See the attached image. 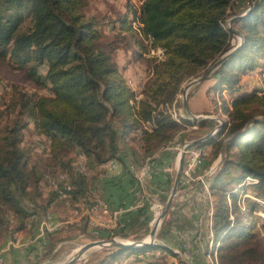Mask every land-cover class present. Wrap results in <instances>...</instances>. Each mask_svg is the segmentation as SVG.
<instances>
[{
    "label": "trees",
    "instance_id": "16d2710c",
    "mask_svg": "<svg viewBox=\"0 0 264 264\" xmlns=\"http://www.w3.org/2000/svg\"><path fill=\"white\" fill-rule=\"evenodd\" d=\"M89 1L0 0V59L11 60L36 89L15 87L0 108V251L4 240L28 225L35 229L58 206L67 216L77 203L91 206L97 193L91 186L92 172L111 161L125 164L121 142L136 141L149 159L182 133L184 125L193 123L197 129L185 117L175 119L170 108L179 101L185 82L199 78L232 49L233 34L225 22L237 0H141L134 15L139 24L136 46L140 55L160 50L162 58L149 60L151 78L138 94L114 59L117 39L128 43L127 15L105 26L113 33L120 24L118 37L110 40L98 20L87 15ZM250 8L236 25L244 45L207 79L212 82L210 92L231 95L230 105L223 101L228 121L216 135L194 146H211V159H222L219 172L209 180L212 250L218 251L219 264H264V91L243 92L240 87V72L264 63V0H249L245 10ZM31 124L46 138L54 164L63 170L44 173L30 166L24 133ZM211 124L197 123L202 128ZM72 153L78 161L84 156L85 173L75 161L65 165L64 156ZM210 165L212 161L206 167ZM61 174L67 179L58 187L69 198L52 187L42 205L41 182L50 185ZM25 200L33 208L25 206ZM81 224L84 231H92L87 217L76 222ZM167 224L172 229L175 223ZM138 227L145 233L136 240L143 241L149 223ZM114 234L129 238L124 230ZM211 241L206 252H196L199 257L208 254ZM49 242L55 250L56 244ZM170 255L179 257L169 247L116 249L89 264H176L166 263ZM193 263L198 264L196 258Z\"/></svg>",
    "mask_w": 264,
    "mask_h": 264
},
{
    "label": "rangeland",
    "instance_id": "374dc122",
    "mask_svg": "<svg viewBox=\"0 0 264 264\" xmlns=\"http://www.w3.org/2000/svg\"><path fill=\"white\" fill-rule=\"evenodd\" d=\"M141 5V0H90L89 1V6L86 9V13L89 17H94L98 20L100 29H102L104 32H106L108 35L107 38L110 40H116L115 37H118L119 35L118 31L120 29V24L117 23L116 26V31L113 33L109 32L110 28H107L105 26H108L109 23L115 22L127 15L128 23L126 25V29L130 31V33H125L126 36L128 37L127 42H121L118 40L117 44L119 45V50L115 54V61L121 68H125V79L128 81V83L135 89L139 90L140 88H143V86L149 81L151 78V74L148 70V62L149 60H152L153 58H162V52L160 50L156 51H149L145 53L144 55H140L141 52H139L140 48H137L136 46V40H138V35H139V24L138 22L134 21L136 12L139 10ZM249 6V0H237L235 1L232 10L230 11V16L225 22L226 28L229 29L230 27V21L237 16L245 14L248 10H245ZM237 25V24H236ZM236 25L234 26V29L238 30ZM239 31V30H238ZM147 44V43H146ZM241 44V39L235 35H233L232 38V50L236 49L238 46ZM147 46V45H145ZM142 50V49H141ZM149 50V47H148ZM139 52V53H137ZM138 60H135L136 57H138ZM195 80V79H194ZM240 80H241V91L243 92H253L254 90H259V92L264 91V63L263 61H259L257 67L254 69H247L243 70L240 72ZM191 81L185 82L183 85L182 92L179 94V101L174 104L170 108V113L174 116V118H179L180 120L182 118H186V113L183 107V95H184V88L190 83ZM207 83L208 85H206ZM205 84V85H204ZM212 84L211 80H205L200 84H197L193 87H191L187 91V99H188V105L189 101L192 100V104L194 103V108L198 110V113H192L196 116H202V117H209L214 120H208V122H211L213 124L205 126V127H199L197 123H194L195 126H197V129H194L193 123L191 125H184V129L182 133L177 134L173 140L169 142V144L164 148L166 150L169 149V147H172V150L170 151H163L165 152H170L172 153L171 156H173L172 159V176L174 178L173 183L169 184V187L166 191L165 196L163 198L159 197L157 193L155 192V188H153V177H154V158L150 159H144L142 161V155L139 153L138 156L135 158L134 161L138 163L132 164L130 163V173L134 175L135 179L138 180V176L140 174V169L142 165H148L152 163V170L150 174L143 176V180L141 183V187H145L146 189V197L145 198V204L146 206L143 207L141 210V216L144 217V221L149 223V228L150 232L154 228V218H155V209L160 208L162 211H164L166 203L172 193L173 187H174V182L178 174L179 166H180V160L181 157H179L180 153H183V156L186 157L189 154V147H183V144L189 143L190 145L193 142H196L198 140H201L205 136H207L209 133L213 132L215 129L218 128L221 124H225L228 121V116L223 114V101H227L228 105L231 103V95L227 91H218L215 92L212 90L211 92L208 90L209 85ZM15 87H20L23 90L26 91H35V87L31 82H29L24 74L23 71H20L18 68H16V65L9 59L2 60L0 59V108L4 109L3 103L8 101L9 96L12 95V91ZM211 87V86H210ZM201 88H206V94L205 90L202 94H199ZM199 92V93H198ZM45 93V91H44ZM196 98V99H195ZM181 104V105H180ZM181 106V107H180ZM190 108V107H189ZM178 120V119H177ZM178 120V122H180ZM224 126V125H223ZM24 146L27 148V150L30 153L31 157V164L30 166L36 165L38 166L39 170L41 172L47 173L49 170H52L54 172V168H56V172L59 170H63V166H56L53 162V156L51 154V149L49 146V143H47V140L45 137H41L37 134L36 131H34V125L31 124L30 128L25 131L24 133ZM129 142V141H128ZM170 147V149H171ZM207 148H211V146H206V147H194L193 146V153H199L200 150L203 152L207 151ZM131 149L135 150L133 145H130L128 143V148H124L126 152H132ZM213 149V148H212ZM136 152H138L136 150ZM213 152L212 151L210 157L204 161V164L202 168L198 171L199 174L205 175L207 180L206 183V192H207V199L213 201V197L211 194L210 186H209V180H211L212 177H215L216 174L219 172L221 165H222V159H216L213 160ZM132 153L130 154V156ZM182 156V155H181ZM76 153L68 154L64 156L65 165H68V162H76L75 165H78L79 171H83V173L86 172V166L85 164V159L81 158L80 156V161L76 160ZM129 157V156H128ZM62 158V156H61ZM130 158V157H129ZM179 158V159H178ZM84 159V160H83ZM130 160H132L130 158ZM212 161V165L209 167H206L208 163ZM81 163V164H80ZM111 165H117V170L119 169V165L115 161L109 162ZM183 166H184V158H183ZM62 167V168H61ZM65 167V166H64ZM68 167H65L67 169ZM212 170L213 174L208 176V173ZM216 170V171H215ZM104 172H105V167H104ZM123 172L122 167L120 166L119 172H115L114 174H121ZM235 171L232 170L231 176L235 175ZM64 175V174H61ZM60 175V176H61ZM113 175V174H112ZM52 176V175H51ZM59 176V178H60ZM64 180L63 182L67 179V176L64 175ZM138 177V178H137ZM183 177V169H182V175L181 179ZM58 178V179H59ZM57 179V180H58ZM247 182H252L251 178H247ZM51 181H56L52 178ZM181 183V180H180ZM51 185V183H50ZM46 181L41 182V198H38V201L43 205L45 200H47L50 197L52 190V186L50 187ZM180 188V186H179ZM230 187L229 189H231ZM179 192V190H178ZM178 192L174 198H177ZM203 193L202 192V202H203V215L200 217V228H196L190 233L183 232L182 235H185V239L187 242L189 239H192V244L193 241L200 235H202L204 238H207L210 236V231L208 228V215L207 211L210 207V203L208 200H205L203 198ZM242 198L244 195L241 196ZM96 199H102V197L96 193L94 194L92 198V205H86L85 207H92L93 202ZM243 200V199H242ZM173 201V203H174ZM78 204V203H77ZM75 204L74 206H76ZM24 205L27 207H32V204L28 201H24ZM173 205V204H172ZM214 205V202H213ZM84 206V205H83ZM172 208V207H171ZM61 206L56 207L53 210V216L54 221L46 220V222L43 224V217L42 220L40 221V224L38 225V232L41 235L46 236L45 238L49 242V238L51 239L52 243H55V250H51L49 248L48 242L46 243L43 242L41 244H33V240L29 239L33 234L36 232L35 229H25L22 232H19L21 236H23L22 239H17V241H14L13 238L15 239L16 235L8 240H4V243H2L3 249L0 251V264H67L70 262L77 252H79L80 248L86 244L92 243V242H98V241H109L111 239H116L120 242H125V243H130V242H141L136 239L141 238L140 236H143L145 231L143 228H137L140 229L139 233L137 236L134 238H120L119 234L116 235L114 232L117 229H104L108 230V232H98L97 231H92L90 230H85L84 227L81 225L76 226V222L79 221L83 215H77V216H72L70 213H68V216L66 215L67 212L62 210ZM68 210V209H67ZM112 210V209H111ZM135 211L129 210L128 212ZM71 212V211H70ZM171 209L167 216L164 218L163 222L161 223L160 229L158 230V235L156 239L154 240L155 244H159L161 246L168 247L169 243L167 244V241L170 240L171 244L174 245V253H176L179 257L178 259L172 257V255L166 257L167 262L171 263H176V264H181V260L186 264L188 262L191 264L192 259L193 262L195 260L194 254H192L191 251H187L186 254L187 256L184 255V251L179 249V245L185 246L186 250H190V248L187 247V245H183V243L179 242L177 243V237L179 236L178 234H175L177 229H171L169 224H167L169 221L171 222L172 217L170 216ZM163 213V212H162ZM43 216V215H42ZM88 216V215H86ZM92 220L91 222H96V214H91ZM88 218V217H87ZM91 219V218H90ZM89 220V219H88ZM54 222V224H53ZM56 223L62 224L61 226L55 225ZM42 224L45 226H42ZM79 224V223H78ZM176 224H179V222ZM181 224V223H180ZM119 225V226H118ZM123 224H121V221L117 218H112L110 221V228H119L122 229ZM44 229H50L53 231L49 233V236H47L41 228ZM123 230V229H122ZM168 230V233H166ZM37 232V233H38ZM149 232V233H150ZM197 232V233H195ZM100 233L102 236H100ZM169 233H171V236H168ZM165 234V235H164ZM262 234V238L264 240V230L260 233ZM115 235V236H114ZM150 234H145V236L142 238L143 241H146V239L149 237ZM44 236H42L44 238ZM111 238H107V237ZM118 236V237H117ZM175 236V237H174ZM139 237V238H138ZM181 236L178 237V240ZM189 237V238H188ZM202 238V237H201ZM185 240V241H186ZM206 240V239H205ZM14 243L11 244V246H8L9 244L7 242ZM13 241V242H12ZM149 241V240H147ZM207 242V241H206ZM50 243V242H49ZM186 243V242H185ZM179 244L178 246H176ZM163 246V247H164ZM211 250L207 254H202L199 257L198 260H200L203 264H219L218 261V251L216 249L212 250V247L214 246V242H212ZM31 248V249H30ZM110 250H116V248H112L110 246L105 247V246H96L89 251H87L84 255V258L80 261H78L75 264H89L93 260H100L104 256H107V252ZM202 251L206 252V246L201 249ZM159 256H161V253H157ZM158 256V255H157ZM132 260V258L130 259ZM157 261V260H155ZM152 261V262H155ZM187 261V262H186ZM150 262H147L149 264ZM125 264V263H123ZM169 264V263H168Z\"/></svg>",
    "mask_w": 264,
    "mask_h": 264
},
{
    "label": "crops",
    "instance_id": "0c3cea01",
    "mask_svg": "<svg viewBox=\"0 0 264 264\" xmlns=\"http://www.w3.org/2000/svg\"><path fill=\"white\" fill-rule=\"evenodd\" d=\"M205 84L208 85L207 83ZM210 86L211 84L209 85L208 90ZM141 90L142 88H140L139 90H135V91L139 94ZM204 90L206 94V88H201L199 91L200 93L199 92L198 93L202 94ZM192 100H194V98H192L189 101L190 110L193 113H198V110L194 108V103L192 104L191 102ZM128 143L130 145H133L135 150L131 149L132 152H126L124 148L125 147L128 148ZM170 147L168 150L164 148L163 149L165 151H170L171 150ZM120 148H121V153H122L121 156L123 160L125 161V164H122L120 162L123 172L121 174H113L110 176H105V172H104L105 165L101 166L99 169L97 168L98 169L97 173H95L96 171L92 172L93 181H92L91 186L95 188L96 192L110 206L112 211L122 212V215L120 216L121 224H123L122 229L126 232L129 238H134L139 233L140 229H137V228H139L138 226L142 224V222H144V218L141 216L142 210H135V211L128 212L131 206L134 205V202L136 200V194L140 188L137 179H135L134 175L130 173V166H131L130 163L138 165V163L134 161V157L136 158L139 153L142 155V149H141V145H139L136 141H131V140H129V142L128 140L121 142ZM163 149L159 150L153 156L154 158L153 188H155V192L161 198L165 196L166 191L169 187V184L170 183L172 184L174 180L172 176V168H171L172 159H173V156H171L172 153L170 154V152H165L163 151ZM208 149L209 148H207V150ZM136 150L138 152H136ZM131 153L132 155L130 156ZM194 154L202 155L203 151L200 150L199 153L194 152ZM128 156L132 160H130ZM144 159L145 158L142 155V159H141L142 161L140 162L142 163ZM115 162L119 165V169H120V164L117 161ZM119 169L117 170L118 172H119ZM199 186L200 184L198 182H195L187 186L183 183V178H182L178 196L175 199L172 205V208H171V212H170V216L172 217L171 222L175 223L172 229H177L175 234H178L179 236H181L179 240H178L179 236H176L177 241H178L177 243L181 242L183 243V245L185 244L187 245L188 248H190V250L189 249L186 250L185 246L177 244L176 246L179 245L180 246L179 249L184 251V253H186L187 251H191L192 253L195 252L196 254V252H199L206 245H208V242L211 241L212 239V234L207 238H204L202 235H200V237H198L199 239L193 237V239L195 240L193 241V244H192L191 243L192 239H189V241L187 242V240L185 239L186 238L185 235L184 236L182 235L183 232H186L187 234L196 228H200V222H201L200 217L203 215L204 206H203V202L201 199L202 192H199V188H200ZM117 219L119 221V218ZM176 222L177 223L179 222V224H176ZM40 228L41 230H43V232L44 231L49 232L48 229H44L42 227ZM28 229H31L30 225H28ZM122 229H119V231H121ZM37 232H38V228L36 226L35 234H33L31 238H29V239L34 238L32 239L33 244L34 243L41 244L45 241L47 243L48 240L45 238L46 236L41 235V233L39 234V232L38 233ZM171 235L172 234L169 233L168 236H171ZM42 236H44V238ZM15 237L16 238L13 239L14 241L17 239L23 238V236H21L18 233ZM10 242H7V243L9 244ZM212 242L213 241L210 242V245L212 244ZM167 244L169 245L168 246L169 248L173 250L175 249L174 245L171 244L170 240L167 241ZM195 256H196L195 258L197 260V263L202 264V262L200 263V260H198L200 258L198 254H196ZM191 264H194V263L191 262Z\"/></svg>",
    "mask_w": 264,
    "mask_h": 264
},
{
    "label": "built area",
    "instance_id": "2783aa9c",
    "mask_svg": "<svg viewBox=\"0 0 264 264\" xmlns=\"http://www.w3.org/2000/svg\"><path fill=\"white\" fill-rule=\"evenodd\" d=\"M214 132V131H213ZM183 147H189V154L184 157V166H183V183L187 186L198 182L199 184H201L204 188H203V198L205 200H207V192H206V182H207V178H206V174L202 175L199 174L198 171L202 168L204 161L207 160L211 153H212V147L209 148L207 151H205L202 155H195L193 153V145L189 144V143H185L183 144ZM172 150V147H171ZM179 159V158H178ZM218 160V159H217ZM152 170V163L148 164V165H142L141 169H140V174H139V178H138V183H139V190L136 194V200L134 202V205L131 206V210H141L143 207L146 206L145 204V198L146 197V189L145 187H141V183L143 180V176H146L148 174H150ZM79 171V169H78ZM216 171V170H215ZM82 172L83 171H79ZM115 172H117V165H111L109 162L107 164H105V176H110L112 174H114ZM211 174H213L212 170L208 173V176H210ZM58 192H62L60 188H58ZM210 203V207L207 211V215L208 217V228L209 231L211 230V226H212V217L214 214V205L212 200H208ZM74 208L71 209V215L72 216H77V215H84L86 217V213H93L96 214V222H89L90 226L92 227V229L94 230H103V229H119V228H110V220L112 218H119L120 220V216L122 215V212H114L111 210L110 206L104 201V200H98L97 202H93V206L92 207H85V206H81V204H77L76 206H73ZM129 209V210H130ZM46 220H50V221H54L52 219L51 216L46 217V219H44L43 224L46 222ZM42 224V226H43ZM54 224V222H53ZM55 225L57 226H61L60 224L56 223ZM52 230H50V232H52ZM211 231H210V235H211ZM17 241V240H15ZM13 242V241H12ZM13 243H9L8 246H10ZM159 256V254H157ZM183 256H187L186 253H184Z\"/></svg>",
    "mask_w": 264,
    "mask_h": 264
},
{
    "label": "water",
    "instance_id": "95a60500",
    "mask_svg": "<svg viewBox=\"0 0 264 264\" xmlns=\"http://www.w3.org/2000/svg\"><path fill=\"white\" fill-rule=\"evenodd\" d=\"M255 1V0H254ZM252 10V8H250L245 14L234 17L231 21H230V27H229V31L239 37L241 39V44L240 46H238L236 49L229 51L228 53H226L224 56H222L207 72H205L204 74H202L199 78L193 80L192 82H190L185 88H184V97H183V107L186 113V118L191 120L194 123H200L203 121H208V120H214L212 118L209 117H202V116H196L194 115L188 105V99H187V91L197 85L202 83L203 81H205L206 79H208L224 62H226L234 53H236L243 45H244V37L242 35V33L236 29H234V26L245 16H247L250 11ZM224 124L218 126L217 129L221 130ZM214 136V132L209 133L207 136H205L204 138H202L201 140H198L196 142H193L192 145L196 146L202 142H205L207 140H209L211 137ZM183 158L184 156H181V160H180V166H179V170H178V174L177 177L175 179L174 182V187L172 190V193L166 203L165 209L162 213V219H161V223L163 222L164 218L167 216V214L169 213L174 198L179 190V186H180V180H181V175H182V169H183ZM158 235V225L155 226L151 232H150V237L151 240L149 242L147 241H141V242H130V243H125V242H120L116 239H111L109 241H98V242H92L89 244H86L84 246H82L78 252V255L73 258L70 262H68L67 264H75L77 263V261L90 249L96 247V246H105V247H112V248H116V249H131V248H141V247H145V246H161L159 244H155L153 240L156 239ZM164 246V245H163ZM161 246V247H163ZM165 247V246H164Z\"/></svg>",
    "mask_w": 264,
    "mask_h": 264
},
{
    "label": "bare ground",
    "instance_id": "6f19581e",
    "mask_svg": "<svg viewBox=\"0 0 264 264\" xmlns=\"http://www.w3.org/2000/svg\"><path fill=\"white\" fill-rule=\"evenodd\" d=\"M221 125H222V124H221ZM219 131H220L219 129H215V130H214V135H216ZM203 153H204V152H203ZM181 155H183V153H180V154H179V157H181ZM81 158H84V156L81 155ZM84 159H85V158H84ZM84 159H83V160H84ZM84 161H85V160H84ZM80 164H81V163H80ZM150 164H151V163H150ZM79 169H80V168H79ZM64 177H65L64 175H61L60 178H59L58 180H56V181H54V182L51 181V185H52V187L54 188V190L58 191V188H59V187H58V182H63L62 180H64ZM138 177H139V176H138ZM138 177H137V178H138ZM56 179H57V178H56ZM207 180H208V179H207ZM206 183H207V182H206ZM61 191H62V192H60L59 194L62 195V197H63L64 199H68L69 197L65 194V192H64L62 189H61ZM55 193H56V192H55ZM61 199H62V198H61ZM98 200H99V199H98ZM100 200H101V199H100ZM207 200H208V199H207ZM94 202H97V199H96ZM212 202H213V201H212ZM91 205H92V204H91ZM162 212H163V211H162V209H160V208H156V209H155V218H154V221H153V224H154L153 226L155 227V226L158 225V230L160 229V226H161ZM91 214H93V213H86V215H88V216H86V217H88L89 222H91V220H92ZM83 216H84V215H83ZM84 217H85V216H84ZM90 218H91V219H90ZM111 220H112V219H111ZM111 220H110V221H111ZM46 225H47V224H46ZM46 225H45V226H46ZM43 226H44V225H43ZM45 226H44V227H45ZM46 227H47V226H46ZM49 230H50V229H49ZM103 230H104V229H103ZM147 240H149V241L151 240L150 235H149V237L146 239V241H147ZM149 241H147V242H149ZM153 241H154V240H153ZM77 255H78V252H77V254H76L73 258H75ZM84 256H85V255H83L78 261L82 260V259L84 258ZM73 258H72V259H73ZM72 259H70V260H72ZM78 261H77V262H78ZM60 264H61V263H60Z\"/></svg>",
    "mask_w": 264,
    "mask_h": 264
}]
</instances>
